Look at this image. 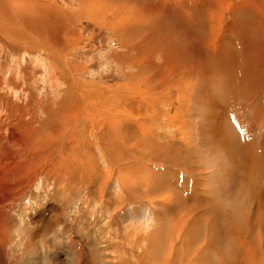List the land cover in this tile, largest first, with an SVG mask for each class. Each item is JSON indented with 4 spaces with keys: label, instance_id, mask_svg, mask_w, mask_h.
Listing matches in <instances>:
<instances>
[{
    "label": "rangeland",
    "instance_id": "obj_1",
    "mask_svg": "<svg viewBox=\"0 0 264 264\" xmlns=\"http://www.w3.org/2000/svg\"><path fill=\"white\" fill-rule=\"evenodd\" d=\"M5 1L64 29L0 16V264H264V171L226 128L264 170V0Z\"/></svg>",
    "mask_w": 264,
    "mask_h": 264
},
{
    "label": "bare ground",
    "instance_id": "obj_2",
    "mask_svg": "<svg viewBox=\"0 0 264 264\" xmlns=\"http://www.w3.org/2000/svg\"><path fill=\"white\" fill-rule=\"evenodd\" d=\"M88 1H91V2H97V0H85V3H87ZM103 1V0H102ZM106 1V0H105ZM136 1V0H135ZM144 1V0H143ZM148 2V1H147ZM8 3V2H6L5 0H0V12H1V14H0V16H2V17H7V12H6V4ZM107 3H109V0H108V2ZM107 3H104V4H107ZM144 4V3H143ZM111 5V4H110ZM160 4H158V6H159ZM145 6V5H144ZM93 7V6H92ZM91 7V8H92ZM112 8L114 7V5H112L111 6ZM91 8H89L91 11H94V12H96L98 15H100V12L99 11H97V10H95V8L96 7H93L92 9ZM161 8V7H160ZM153 10V9H152ZM152 10H150V11H146V12H148V13H152ZM159 11V10H158ZM123 12V11H122ZM146 12H145V14H146ZM121 13V12H120ZM159 13V12H158ZM126 14V15H125ZM124 14V16H119V19H130L129 18V13L127 12V13H125ZM143 14V13H142ZM120 15V14H119ZM122 15V14H121ZM153 15H154V10H153ZM135 16V15H134ZM134 16L130 19L131 21L132 20H134L135 18H134ZM98 17V16H97ZM159 17H161V15L159 16ZM165 17V16H164ZM56 18V17H55ZM54 18V19H55ZM154 18V17H153ZM118 19V18H117ZM155 19V18H154ZM175 19V18H174ZM163 20V19H162ZM7 21V20H6ZM54 21H56V20H54ZM130 22V21H129ZM150 22V21H149ZM175 22V21H174ZM173 22V23H174ZM177 22V21H176ZM120 23V22H119ZM171 24V25H174V24ZM121 24H122V22H121ZM131 24V23H130ZM43 25H44V23H43V21L41 20V19H39L38 21H37V26L35 27L36 28V30L38 31V32H40L41 30H42V28H43ZM123 25H124V22H123ZM169 27H172V26H169ZM53 28V30H52V32L50 33V32H48V35L50 36V37H52V38H57V37H59V32H62L63 33V24H62V21L61 22H59V23H55V25H54V27H52ZM173 28V27H172ZM177 30H178V28H177ZM51 31V30H50ZM5 32V31H4ZM227 52V51H226ZM220 57V56H219ZM229 58H233V56H231V57H229ZM222 59V58H221ZM224 59V58H223ZM233 59H231V61H232ZM229 61V60H228ZM230 63V62H229ZM221 64V63H220ZM233 64V63H232ZM229 65V64H228ZM231 65V64H230ZM232 66H234V65H232ZM231 68V67H230ZM237 68V67H236ZM244 69V68H243ZM242 69V66H241V70H243ZM220 70V69H219ZM230 70V69H229ZM232 70V69H231ZM238 70V69H237ZM233 71V70H232ZM231 71V72H232ZM236 71V70H235ZM229 72V71H228ZM237 72V71H236ZM239 72V71H238ZM223 75H225V73L223 72L222 73ZM233 73H231L230 74V76H228V74H226L225 76L227 77L228 76V78H230V79H236V78H234L233 77ZM242 78L241 79H243L242 81H239V83H238V81L236 80L235 82H233V83H231V81H230V79H229V81L228 80H226L228 83H229V85H230V87H231V89L233 90V96L234 97H232V98H229V100L227 101L228 102V105H229V107L231 106L230 104H234V108H229V107H224V113L225 114H227V110H231V109H235L236 107H238L239 105H240V100H241V103H242V100H243V98L244 99H249V100H252L254 97H255V95H253V94H251V92L249 91L248 92V88H251V90H252V87H254L253 86V83H250V81H249V79H248V77H247V75H245V74H242ZM241 77V76H240ZM240 79V78H239ZM238 79V80H239ZM227 82H225V83H227ZM242 82V84H243V86L240 84ZM255 83V82H254ZM226 86H223V88H225ZM229 87V88H230ZM244 87V88H243ZM239 89V90H238ZM244 89V92L246 93V94H244L243 96H242V90ZM238 91L240 92V95H239V93H238ZM226 92V91H225ZM230 93H231V91H230ZM230 93H228V94H230ZM91 94V93H90ZM83 96V95H82ZM85 96V95H84ZM87 96V95H86ZM231 97V96H230ZM86 99V98H85ZM120 99L121 98H118L117 99V102H118V104H120V102H122V101H120ZM231 99V100H230ZM240 99V100H239ZM72 100H73V98H71V102H72ZM79 100V99H78ZM92 100V99H91ZM148 101V100H147ZM150 101V100H149ZM154 101V100H153ZM75 102V101H74ZM76 102H77V100H76ZM125 102L126 101H124V103H122V105L124 106V104H125ZM70 103V102H69ZM147 103V102H146ZM154 103V102H153ZM77 104H78V102H77ZM221 105V104H220ZM226 105V104H225ZM75 106V105H74ZM83 106V105H82ZM150 106V105H149ZM227 106V105H226ZM89 107H90V105H89ZM72 108V107H71ZM75 108V107H74ZM82 108V107H81ZM86 108V107H85ZM89 109V108H88ZM90 109H91V107H90ZM90 109H89V112H90ZM60 110V109H59ZM58 110V111H59ZM92 110V109H91ZM94 110V109H93ZM229 110V111H230ZM77 111V110H76ZM244 111V110H243ZM53 112V111H52ZM129 112V111H128ZM231 112V111H230ZM53 113H55V111L53 112ZM77 113V112H76ZM79 114H80V112H78ZM223 113V114H224ZM231 114V113H230ZM234 114L236 115V111L234 110ZM58 116V115H57ZM56 116V117H57ZM243 116V115H242ZM241 116V117H242ZM253 116V115H252ZM71 117V116H70ZM240 117V118H241ZM65 118V117H64ZM67 118V117H66ZM65 118V119H66ZM77 118H78V116H77ZM116 118V117H115ZM113 119V120H115V123L114 122H112L113 123V126H114V129L116 128L115 127V125L117 126V120H119V122L120 121H122V117H121V115L120 116H118V118H116V119ZM229 118V117H228ZM246 118L248 119V121L250 122V121H253L255 118H256V115H254L253 117H247L246 116ZM53 119H54V117H53ZM58 119V118H57ZM60 119H62V118H60ZM69 119V118H68ZM232 119V118H231ZM55 120V119H54ZM71 120V119H70ZM233 121H234V119H232ZM232 120H227L228 122H230V125L228 126L227 124H226V128L228 129V131H229V133H227V135H228V138L230 139V145H231V147H232V150H237L236 152L238 153V155L237 154H234V155H236V156H243V154H241V149H240V146H241V144L243 143L244 145H242L244 148H245V152H243L244 153V155H246V161L245 162H251V165H255V167H256V170L258 171V173H260V172H263L264 170H261V165H262V162L263 161H261L262 160V157L260 158V156L262 155V153L261 152H263L262 150H263V147L261 146V142L260 141H258V144H256L255 143V141H254V138H253V135H252V130L251 129H248V128H246L245 126H243V125H236V124H233L231 121ZM49 122V121H48ZM52 122V121H51ZM61 122V121H60ZM67 122H69L68 120H67ZM227 122V123H228ZM53 123V122H52ZM59 123V122H58ZM251 124V123H250ZM56 125H58V124H56ZM221 126V125H220ZM61 127V126H60ZM118 127V126H117ZM31 128V127H30ZM50 128V127H49ZM47 129V128H46ZM45 129V130H46ZM117 129V128H116ZM41 130H44V129H41ZM50 130V129H49ZM237 130H241L240 132V134H241V138H242V142L240 141V139H239V136L238 135H240V134H237ZM51 131V130H50ZM33 132V131H32ZM114 131H112L108 136L110 137V136H114V133H113ZM115 132H117V131H115ZM25 133H26V131H25ZM37 133H38V131H37ZM106 133V132H105ZM120 133V132H119ZM44 134V133H43ZM116 134V133H115ZM30 135V134H29ZM32 135V134H31ZM34 135V134H33ZM38 135V134H37ZM95 136V135H94ZM107 136V135H106ZM107 136V137H108ZM24 137H25V134H24ZM26 137H27V135H26ZM30 138H32L31 136H30ZM39 138V137H38ZM106 138V137H105ZM142 138V140H143V138H144V135H143V137H141ZM28 140V139H27ZM37 140V139H36ZM38 140H40V139H38ZM140 140V139H139ZM24 141H25V138H24ZM23 141V142H24ZM29 141V140H28ZM41 141V140H40ZM42 141H44V140H42ZM41 141V142H42ZM47 141V140H46ZM30 142H32V141H30ZM80 143V142H79ZM147 143H148V141H147ZM150 143V142H149ZM39 144V143H38ZM215 144H218V140H217V138H216V141H215ZM236 144V145H235ZM29 145H30V143H29ZM31 145H33V143H31ZM30 145V146H31ZM238 145V146H237ZM263 145H264V139H263ZM65 146V145H64ZM146 146H147V144H146ZM148 146H150V145H148ZM33 148V147H32ZM44 148V147H43ZM42 148V149H43ZM112 148H113V146H112ZM111 147H110V150L109 151H111V149H112ZM262 150H261V149ZM41 149V150H42ZM156 149V148H155ZM231 149V148H230ZM167 151V150H166ZM48 154V153H47ZM46 154V155H47ZM84 154V153H83ZM44 155V154H43ZM46 155H45V157H46ZM39 156V155H38ZM48 156V155H47ZM145 156V155H144ZM28 156H26V158H27ZM37 157V155H35L34 157L32 156V157H28L27 158V160H25V161H22V162H17V164H16V167H13V169L12 170H10L8 173H10L11 175H17V177L19 178V179H22V177L25 175H27L26 173L28 172V171H31V170H33V167H35L36 166V164L35 163H38V162H35V163H33V158H36ZM41 157V156H40ZM43 157V156H42ZM41 157V158H42ZM166 157V156H165ZM167 157H169V156H167ZM171 157V156H170ZM159 158V157H158ZM171 159V158H170ZM169 159V160H170ZM42 161H43V159H42ZM48 161H49V159H48ZM50 161H52V160H50ZM61 161V160H60ZM45 162V161H44ZM35 164V165H34ZM42 164H43V162H42ZM34 165V166H33ZM81 165V164H80ZM251 165H250V169H251ZM186 166V165H185ZM54 167V166H53ZM136 168H138L137 166H136ZM183 168H184V166H183ZM60 170V169H59ZM242 170H243V167H242ZM11 171H13V172H11ZM33 172V171H32ZM56 172V171H55ZM61 172V171H60ZM59 171H58V173H60ZM75 172V171H74ZM246 173V172H245ZM154 174H157V173H154ZM248 174H249V170H248ZM256 174V173H255ZM28 175H33V173L31 174H28ZM239 175V174H238ZM58 176V175H57ZM73 176V175H72ZM59 177V176H58ZM252 177V176H251ZM256 177V176H255ZM157 179H158V177H156ZM161 179V178H160ZM258 179V178H257ZM152 181V180H151ZM150 181V182H151ZM153 182V181H152ZM151 182V183H152ZM257 183V182H256ZM149 185V184H148ZM151 185V184H150ZM155 185V184H154ZM168 185V184H167ZM170 186V185H169ZM155 187V186H154ZM153 187V190L155 189V190H157L156 188H158L159 190L162 188V184H161V182H160V180L158 181V183L156 184V188H154ZM167 187V186H166ZM250 187H252V186H250ZM164 189V188H163ZM181 192V191H180ZM241 193V192H240ZM254 193V192H253ZM255 194V193H254ZM250 196H251V194H249ZM172 196V195H171ZM175 196H176V198H178L179 196H180V193H178V194H175ZM170 197V196H169ZM249 197V196H248ZM236 200V199H235ZM212 214L214 215V216H217L218 215V210L217 209H213L212 210ZM213 216V217H214ZM214 231V230H213ZM220 231V230H219ZM220 233V232H219ZM223 234V233H222ZM218 239V238H217ZM92 261V260H91ZM94 264V263H93Z\"/></svg>",
    "mask_w": 264,
    "mask_h": 264
},
{
    "label": "crops",
    "instance_id": "obj_3",
    "mask_svg": "<svg viewBox=\"0 0 264 264\" xmlns=\"http://www.w3.org/2000/svg\"><path fill=\"white\" fill-rule=\"evenodd\" d=\"M16 1H19V0H16ZM38 8H39V6H38L37 4L34 3V4H33V9H34V11H33V22L28 23L29 21L25 18V16H23L22 14L18 13V12L15 11V10H10V9L8 8V6H6V12H7V17H8V20H7L6 22H8V23L10 24V23H11L10 18H11V17H17V16H18V19L23 20L24 23H26V25L28 24V27H29V28L33 29V33H35V34H37V35H39V36H41V37H43V38L48 37V36H49V35H48V28L46 27V24L48 23L50 17H48V15H47V16H46V15H44V16H40V12H39V13H36V12L40 11ZM13 11H15V12H13ZM0 14H1V12H0ZM62 16H63V15H62ZM34 17H35V19H34ZM39 19H41V20L43 21V23H44L43 28H42V30H41L40 32H38V31L36 30V28H35V27L37 26V21H38ZM7 27H8V26H7ZM7 27H6V28H7ZM21 34H22V33H21ZM51 38H52V37H51ZM52 39H53V38H52ZM60 39H61V36L55 38L56 42H59ZM61 40H62V39H61Z\"/></svg>",
    "mask_w": 264,
    "mask_h": 264
}]
</instances>
